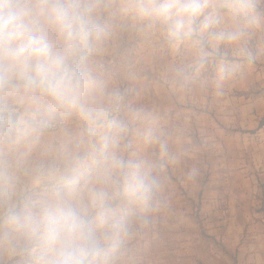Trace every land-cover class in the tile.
Masks as SVG:
<instances>
[{"label":"clouds","instance_id":"9594fccd","mask_svg":"<svg viewBox=\"0 0 264 264\" xmlns=\"http://www.w3.org/2000/svg\"><path fill=\"white\" fill-rule=\"evenodd\" d=\"M114 6L169 48L197 53L191 66L178 70L185 82L216 58L220 81L227 79L235 68L219 55L221 46L253 59L248 38L262 20L257 0H0V94L44 101L40 128L68 118L81 126L41 166L51 178L44 195L26 197L0 218L3 242L25 264H113L130 218L150 207L158 188L155 172L165 166L166 143L149 131L144 139L160 143V160L123 154L133 122L150 114L130 110L123 118L122 94L87 70L107 37L102 14ZM3 111L5 122L16 127L11 109ZM0 179L11 199L15 172L5 170Z\"/></svg>","mask_w":264,"mask_h":264},{"label":"rangeland","instance_id":"374dc122","mask_svg":"<svg viewBox=\"0 0 264 264\" xmlns=\"http://www.w3.org/2000/svg\"><path fill=\"white\" fill-rule=\"evenodd\" d=\"M121 2L113 0L115 5ZM257 3L264 15V0H257ZM102 19L107 28V37L90 55L87 70L100 79L109 91L122 94L120 115L123 118L128 119L130 110H143L150 114L148 119L133 122L132 131L127 137L129 148L124 155L160 160V143H148L144 139L149 131L165 142L168 140L167 128L180 130L178 134L186 140L202 137L199 134L200 126L210 130L211 127L219 128L221 138L218 140L231 139L228 146L239 141L237 131L241 128H248L251 134L257 132L253 129L258 130V126L264 127V85L243 90L247 94H254V98H262V101H231L227 105L221 104V108L224 107L222 110L215 103L212 108L207 105L208 111H205L197 103L195 105L194 97H198L203 88L209 95L215 91L208 84L195 85L194 81L219 79V58L185 82L178 75V70L193 64L197 55L195 51L187 46L179 50L169 48L159 35L142 30L131 20L122 17L118 7L104 10ZM248 49L253 56L251 62L239 56L235 48L221 46L219 55L231 61L235 68L228 78L242 75V64L252 63L258 69L253 71L264 79V37H249ZM234 92L240 93L237 89ZM234 92L226 93L233 97ZM44 104L41 100L0 94V173L12 170L16 177L15 194L11 199L7 198L0 179V218L8 207L22 202L26 197L44 195V185L51 183V178L43 176V172L29 165L38 161L36 157L39 159V155L34 157L29 149L31 142L42 140L43 144L51 145V150L47 152L51 153L52 160L61 142L70 141L80 134L81 126L74 118L50 120L47 126L40 128ZM250 104H254L252 121L250 113H242L238 109L239 105ZM5 106L11 109L16 127H10L5 122ZM236 107L237 112L234 110ZM256 107L259 114H256ZM200 110L213 120L211 127L206 121V113H203L206 117L202 121L204 124L199 126L198 118L202 114L194 115ZM262 131L259 136L264 138V129ZM249 161L254 164L253 159ZM24 163L27 166L25 168L22 167ZM200 166L173 165L172 168L166 164L155 172L158 188L150 207L137 211L130 218L129 235L113 264H251L239 259L237 261L235 255H239V251L236 250L235 239H254V229L242 233L234 227L233 221L236 216L234 207L240 201L254 208V172L247 184L244 183L243 175L241 177L236 171L232 175L228 174L224 183L219 182L213 174L218 170L215 166ZM210 176L212 180H209ZM255 190L260 193L259 187ZM244 193L248 194L247 199L241 200ZM2 237L3 228L0 227V264H25L24 258L13 252ZM245 250L251 252L249 246ZM224 254L229 258L223 259Z\"/></svg>","mask_w":264,"mask_h":264},{"label":"crops","instance_id":"0c3cea01","mask_svg":"<svg viewBox=\"0 0 264 264\" xmlns=\"http://www.w3.org/2000/svg\"><path fill=\"white\" fill-rule=\"evenodd\" d=\"M254 35L264 37L263 14L261 24L252 31L250 37L254 39ZM242 65L244 66L242 67L243 74L238 76L237 78H227L224 81H220V78L202 79L198 81L195 80V85L207 86L208 84L212 86V90L215 91L213 95H209L206 89L203 88L204 90L202 91V93L199 92L198 97H194L195 105L197 103L199 107L204 108L203 110L208 111L207 105L212 108V105H215V103L219 104V107L222 110L224 107L221 108V104L227 105V103H230L231 101L239 103H254V101H262V98H254V94H247L243 92V90L247 91L251 87L254 89V87L257 85H264V79L260 78L258 73L256 74L253 71L258 70L255 64L249 63L248 65ZM235 89H237V91H239L240 93L236 94L234 92ZM228 91H233L235 95L231 97L230 94H227ZM211 100L214 102L212 103ZM242 105H239L238 109L242 113L243 111L247 114L250 113V119L252 121L254 118V104H250L247 106ZM231 109L232 111L235 110L237 112V107L234 110L233 108ZM210 111L212 112L213 109H210ZM256 111V114H259V110L257 107ZM203 113L204 112L200 110L197 114L194 115L197 116L202 114V117L198 118L199 126L206 118ZM206 115V121L211 127V125L213 124V120L210 119V116H208L207 113ZM210 115L212 116L211 113ZM262 127L263 126H258V130L253 129L257 132L253 131L254 133L251 134L249 133L248 128L244 130H242L241 128V130L237 131V134L239 135L237 136L239 141L236 142L235 145L227 146V144L231 142V139H225L223 141L221 139L218 140L219 137L221 138V135H219L221 134L219 133V128L211 127L210 130L206 127L201 126V133L199 134L202 137H200L198 134V138L193 137L191 140H186L183 136L179 135L178 133H180V130H175L174 127L167 128L166 138L168 137V140L164 142L166 143L168 148V154L164 157L167 159L164 160L165 163L167 165L169 164L172 168L173 165L175 167L183 165L193 167L196 165L197 167H201L200 165L205 166L206 164L207 166H215L218 170L213 174L217 177V180L219 182L224 183L228 179L227 175H232L233 172L236 171L238 174H241V177L243 175V180L246 181L244 183L247 184V182L251 180L250 175L252 174V172H254V208L247 207L244 205V202L240 201L241 203L239 202V204L234 207L236 216L233 221L234 227L240 230L242 233L254 229V239H241V237L235 239V245L237 246L236 250L239 251V255H235L237 261L239 259L241 260V262L247 261L251 264H264V205L261 206L262 203L264 204V138L259 136L260 133L263 132L262 129H264V127ZM252 128L257 127L253 126ZM256 137L259 138L257 139ZM41 141L42 140L34 141L31 142V145H29V149L31 150V153L33 152L32 154H34V157L36 155H39V159L38 157H36V160L38 161L29 165H31L32 168L38 169L39 172H43L41 167L42 165H47L51 161V153L47 152V150H51L52 147L49 144H43L44 142L42 143ZM249 159H253V165L250 164ZM20 161L23 162V160ZM22 167L25 168L27 166L24 163ZM24 174H26V172H24ZM212 179L213 178L210 176L209 180ZM256 187H259L260 193L255 190ZM260 195L262 196L261 199L259 198L261 197ZM247 196L248 194L244 193V196L241 198V200L247 199ZM224 224L225 226L227 225L226 222ZM243 235L244 234H242V236ZM248 246L251 250L250 253L245 250V248H247ZM244 250L245 252H243ZM222 257L223 259L229 258L226 254H224V256Z\"/></svg>","mask_w":264,"mask_h":264}]
</instances>
